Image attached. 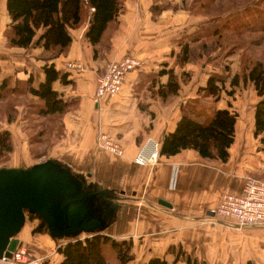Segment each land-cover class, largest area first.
<instances>
[{"label": "crops", "instance_id": "obj_1", "mask_svg": "<svg viewBox=\"0 0 264 264\" xmlns=\"http://www.w3.org/2000/svg\"><path fill=\"white\" fill-rule=\"evenodd\" d=\"M180 1L123 0L104 42L96 45L87 36L89 8L83 22L70 28L72 42L67 50L47 60L41 57L42 46L8 45L5 30L11 16L7 0H0V80L19 85L22 92L15 97H23L15 105L16 119L9 122L5 116L0 120L1 127L22 139L20 150L14 136L17 163L9 166L28 167L35 162L31 161L29 131L39 116L34 104L40 100L26 89L27 81L31 77L38 87L46 78L44 65L54 63L66 73L53 81V88L67 101L68 109L61 118L63 131L46 158L68 167L83 188L92 191L87 197L96 209L97 205L106 208L99 210L109 217L99 232L132 240L133 257L127 264H146L154 256L176 264H264V224L238 226L211 211L224 192L242 190L247 176L264 177V148L254 133L259 95L251 80L245 82L241 77L238 84H231L233 75L241 70L235 54L229 56V69L210 61L180 59L184 42L198 44L209 38V32L203 33L214 27L205 15L174 11L172 3ZM127 53L138 56L141 66L126 74L118 94L97 100L98 75L108 61ZM69 60H79L83 68L67 67ZM213 72L229 73L226 89L234 88L233 94L223 88L214 105L239 113L229 159H209L194 148H184L175 154L161 153L155 164L136 163L137 151L149 138L159 140L162 147L190 99L200 97L212 103L204 87ZM169 81H178L179 87L175 89ZM101 132L118 139L123 154L102 148L98 141ZM29 214L15 236L17 247L26 248L38 259L36 264H60L64 255L59 245L92 234L84 230L76 236L57 237L49 230L35 231L40 218L31 219ZM105 253L111 264L120 263L111 245H106Z\"/></svg>", "mask_w": 264, "mask_h": 264}, {"label": "trees", "instance_id": "obj_2", "mask_svg": "<svg viewBox=\"0 0 264 264\" xmlns=\"http://www.w3.org/2000/svg\"><path fill=\"white\" fill-rule=\"evenodd\" d=\"M192 5L198 8V13L206 16V21L214 27L209 38L198 44L184 42L180 59L186 61H210L222 65L224 59L237 52L241 53L240 71L231 78V84L251 80L255 84L259 100L255 109V136L264 148V55L259 52L264 47V6L258 0H193ZM200 3L197 4V3ZM264 3V0H262ZM184 3H188L184 0ZM232 5V6H231ZM253 5V7H252ZM123 6V0H7V9L11 21L5 30L9 46L28 48L33 44L43 47L41 57L49 60L65 52L72 42L71 27L80 25L90 8L87 36L93 44L103 43L105 35ZM200 6L202 7L200 9ZM231 6V7H230ZM93 7V8H92ZM229 7V10L225 11ZM92 8V10H91ZM205 8V9H204ZM191 10H196L192 8ZM212 33V34H211ZM262 33V34H258ZM202 35V33H200ZM106 43V42H105ZM104 43V44H105ZM250 46L253 51L248 50ZM224 48L223 52H219ZM254 52V53H253ZM98 55V48H95ZM224 66L229 69L230 64ZM46 78L38 87L33 86L32 78H28L29 89L40 100L37 113L41 117L59 119L61 132L62 114L68 109L59 91L53 88V81L64 78L66 73L58 70L54 63L44 65ZM229 73L213 72L204 87L212 103H207L200 97L190 99L185 107L177 127L165 135L161 153L175 154L184 148H194L209 159L228 160L229 147L235 140L238 111L229 107H216L213 101L226 89ZM175 89L178 81H169ZM19 85H11L7 79L0 80V101L22 92ZM229 94L234 88L226 89ZM13 120V116L9 117ZM43 126V120L31 123L33 129ZM39 130V129H38ZM61 134V133H60ZM59 135V133H58ZM34 138V136H32ZM12 132L8 128L0 129V153L12 152L14 149ZM30 218L39 217L40 221L35 231L49 230L47 221L40 215L29 212ZM115 248L119 264H127L133 257L131 253L132 240H118L112 236L96 232L91 235L70 239L58 246L64 257L60 264H111L105 253L106 245ZM146 264H176L169 263L166 258L154 256Z\"/></svg>", "mask_w": 264, "mask_h": 264}, {"label": "water", "instance_id": "obj_3", "mask_svg": "<svg viewBox=\"0 0 264 264\" xmlns=\"http://www.w3.org/2000/svg\"><path fill=\"white\" fill-rule=\"evenodd\" d=\"M91 193L68 167L53 158L28 167H0V258L11 256L17 248L15 234L24 225L27 212L44 218L57 237L76 236L84 230L99 232L109 217L99 213L105 207L93 206L87 197ZM160 202L171 205L164 199Z\"/></svg>", "mask_w": 264, "mask_h": 264}, {"label": "built area", "instance_id": "obj_4", "mask_svg": "<svg viewBox=\"0 0 264 264\" xmlns=\"http://www.w3.org/2000/svg\"><path fill=\"white\" fill-rule=\"evenodd\" d=\"M93 8V7H92ZM142 60L133 53H127L119 59L108 61L105 69L97 77L96 99L100 100L105 96H115L120 92L125 82L126 74L141 66ZM67 67L82 69L79 60H69ZM106 133L99 134V145L116 154H123L124 147ZM161 154V143L155 138H149L137 151L134 160L138 164H155ZM211 211L216 216L229 218L238 226H249L264 224V178L247 176L242 190L224 192L220 201ZM37 258L29 255L24 247H17L12 251L11 256L3 255L0 264H36Z\"/></svg>", "mask_w": 264, "mask_h": 264}, {"label": "rangeland", "instance_id": "obj_5", "mask_svg": "<svg viewBox=\"0 0 264 264\" xmlns=\"http://www.w3.org/2000/svg\"><path fill=\"white\" fill-rule=\"evenodd\" d=\"M187 1H188V3H184V0L177 2V3L173 2L172 3V7H173L172 9L174 11L186 10L190 13H194V14L198 13L199 12L198 8H196L192 5V3L194 1L193 0H187ZM218 1H220V0H218ZM257 2H260V6H264V3L262 2V0H258ZM197 4L200 5L199 2ZM251 4H252V2H251ZM252 7H253V5H252ZM192 8H194L196 10V12L194 10H191ZM201 8L202 7L200 6V9ZM227 10H229V7L225 11H227ZM258 34L260 35L262 33H258ZM247 44L245 43L244 46L247 47ZM247 48H249L248 50H250V51H253V49H254L250 46H248ZM224 50H225L224 48H220L219 52H223ZM259 52L262 55H264V47H260ZM235 55H236L235 57H237L239 59V62H240L241 53L237 52V53H235ZM227 61L230 64L231 59L229 56L226 57L221 64L224 65L225 63H227ZM22 98L23 97L21 95H19L17 97H15L13 95L12 97L10 96L9 99H7V100L0 101V120L1 121H4L3 119L5 116L8 118L9 122H13L16 119L17 114H18V108L15 105L18 104L17 102H19V101L21 102ZM10 116H13V120H9ZM33 116L36 117L35 115H33ZM37 120H43V122H44V130L43 131L44 132L42 134H40L42 132V131H40L43 127L42 125L37 129H33L31 127L32 129L29 131V133L31 134V136H30V142H31L30 145H31V151H32V157H31L32 160L31 161L35 160L34 163L41 162V161L48 159L46 157H48L47 154H48L49 147L54 144V142L58 139L57 137H59L61 135L60 133H62V131H63V124H62L61 130H60L61 132H58L59 128H60L59 119H54V118H51L48 116H45V117L37 116L33 122H36ZM1 125H3V124L0 123V129L7 128V127H1ZM58 133H59V135H58ZM17 134L18 133H16V132H15V134H13V132H12L13 140H14V136H15L16 142L19 143V149H20L21 148L20 144L22 143V141H21L22 139L18 138ZM53 135H55L56 137H53ZM32 136H34V138H32ZM115 140L119 142L118 139H115ZM14 145H15V142H14ZM14 148H15V146H14ZM13 151H14V149H13ZM13 151L11 153L8 151H3L2 153H0V167L9 166V165H13V164L17 163L13 159V155H14ZM14 157H15V155H14ZM34 163H32V165ZM252 175L256 176L254 174H252ZM257 177H262V176H257ZM262 178H264V177H262Z\"/></svg>", "mask_w": 264, "mask_h": 264}]
</instances>
